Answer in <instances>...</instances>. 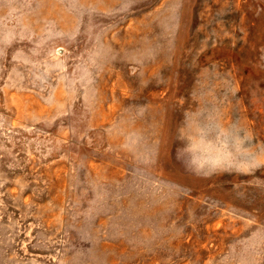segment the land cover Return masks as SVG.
Masks as SVG:
<instances>
[{"label":"rangeland","instance_id":"obj_1","mask_svg":"<svg viewBox=\"0 0 264 264\" xmlns=\"http://www.w3.org/2000/svg\"><path fill=\"white\" fill-rule=\"evenodd\" d=\"M0 264H264V0H0Z\"/></svg>","mask_w":264,"mask_h":264}]
</instances>
